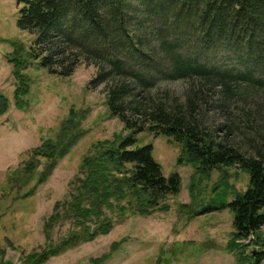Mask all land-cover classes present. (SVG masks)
<instances>
[{"label": "trees", "instance_id": "obj_1", "mask_svg": "<svg viewBox=\"0 0 264 264\" xmlns=\"http://www.w3.org/2000/svg\"><path fill=\"white\" fill-rule=\"evenodd\" d=\"M15 4L16 27L34 38L25 58L14 50L8 60L17 80L14 107H24L27 84L20 71L27 59L39 57L41 66L56 68L63 77L77 65H90L95 72L87 88L104 86L108 115L123 124L124 132L89 146L67 183V199L54 203L43 231L67 223L66 236L40 252L22 253L18 264H43L105 235L111 216L121 222L128 213L148 217L168 211L163 201L180 191V179L176 173L162 175L151 145H137L142 132L170 139L178 149L176 165L191 168L189 202L177 204V214L189 220L228 209L233 232L225 251L238 264L264 260V240L258 235L264 226V0ZM174 81L183 84L181 96L159 87ZM8 108L0 92V116ZM85 114L69 109L54 138L8 170V187L20 191L34 181L22 197L32 195L83 137L79 127ZM213 174L216 179L208 187ZM238 174L247 178L242 191L230 183ZM259 245L244 255L247 247ZM116 248L113 242L109 253L89 264L104 263ZM0 264H10L2 261L1 252Z\"/></svg>", "mask_w": 264, "mask_h": 264}, {"label": "rangeland", "instance_id": "obj_2", "mask_svg": "<svg viewBox=\"0 0 264 264\" xmlns=\"http://www.w3.org/2000/svg\"><path fill=\"white\" fill-rule=\"evenodd\" d=\"M17 8L15 0H0V92L9 100L7 112L0 116V252L2 261L10 264H18L22 253L40 252L66 236L67 223H55L48 231H43L42 225L51 215L54 203L67 199V183L76 174L79 160L89 146L109 139L112 134L124 133L123 124L108 115L104 86L87 88L95 72L90 65H77L70 76L63 77L56 68L41 66L39 57L27 59L25 68L20 71L27 84V94L22 98L24 107H14L12 92L17 80L12 76L8 60L14 50H20V57L25 58L34 38L16 27ZM36 52L39 51L36 49ZM159 87L176 96L183 93V84L179 81L162 82ZM69 109L86 112L79 127L83 137L58 161L47 180L34 187L32 195L22 197L34 181L20 191L10 189L5 182L6 173L25 161L30 150L42 141L54 138ZM136 138L138 146L151 145V156L162 175L176 173L179 176L180 191L163 201L169 206L168 211L155 212L148 217L128 213L121 222L111 216L112 228L108 233L51 257L43 264H89L91 259L109 253L113 242L117 243L116 250L100 264H238L237 257L224 249L233 232L229 210L189 220L177 214V204L189 202L186 187L191 168L176 165L178 149L170 139L145 132L137 134ZM215 179L213 174L207 186ZM246 182L244 174L230 180L237 191L244 190ZM258 235L264 240V226ZM259 248L260 245L249 246L244 255ZM259 264H264V260Z\"/></svg>", "mask_w": 264, "mask_h": 264}]
</instances>
